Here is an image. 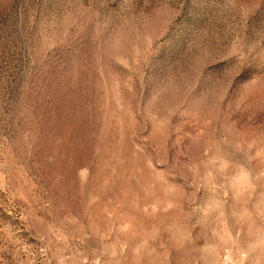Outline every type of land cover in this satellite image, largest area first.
I'll list each match as a JSON object with an SVG mask.
<instances>
[{
  "label": "rangeland",
  "instance_id": "rangeland-1",
  "mask_svg": "<svg viewBox=\"0 0 264 264\" xmlns=\"http://www.w3.org/2000/svg\"><path fill=\"white\" fill-rule=\"evenodd\" d=\"M0 264H264V0H0Z\"/></svg>",
  "mask_w": 264,
  "mask_h": 264
}]
</instances>
